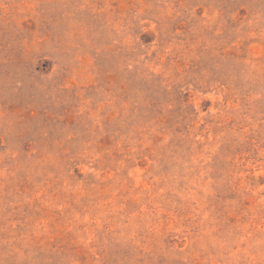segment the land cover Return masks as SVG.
Segmentation results:
<instances>
[{"label": "rangeland", "instance_id": "1", "mask_svg": "<svg viewBox=\"0 0 264 264\" xmlns=\"http://www.w3.org/2000/svg\"><path fill=\"white\" fill-rule=\"evenodd\" d=\"M0 264H264V0H0Z\"/></svg>", "mask_w": 264, "mask_h": 264}]
</instances>
